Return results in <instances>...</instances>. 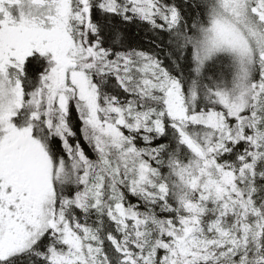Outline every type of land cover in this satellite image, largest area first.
I'll return each mask as SVG.
<instances>
[{"label":"snow or ice","instance_id":"6c2138e0","mask_svg":"<svg viewBox=\"0 0 264 264\" xmlns=\"http://www.w3.org/2000/svg\"><path fill=\"white\" fill-rule=\"evenodd\" d=\"M0 264H264V0H0Z\"/></svg>","mask_w":264,"mask_h":264},{"label":"trees","instance_id":"16d2710c","mask_svg":"<svg viewBox=\"0 0 264 264\" xmlns=\"http://www.w3.org/2000/svg\"><path fill=\"white\" fill-rule=\"evenodd\" d=\"M132 39L133 40H138V39H140V35H138L136 33H133Z\"/></svg>","mask_w":264,"mask_h":264}]
</instances>
